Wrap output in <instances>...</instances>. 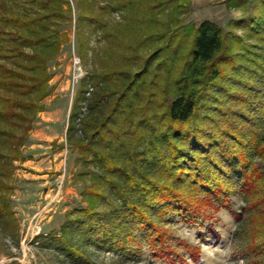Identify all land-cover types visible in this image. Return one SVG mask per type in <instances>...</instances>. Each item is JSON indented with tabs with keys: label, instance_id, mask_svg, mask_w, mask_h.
<instances>
[{
	"label": "trees",
	"instance_id": "trees-1",
	"mask_svg": "<svg viewBox=\"0 0 264 264\" xmlns=\"http://www.w3.org/2000/svg\"><path fill=\"white\" fill-rule=\"evenodd\" d=\"M178 1L76 2L78 38L104 40L121 64L82 79L68 119L67 139L100 170L83 191L88 205L51 236L73 263L94 264L87 248L128 262L146 243L151 256L186 264L165 225L173 217L212 222L237 192L246 204L234 214L257 241L244 253L264 258V0L257 14L229 22L261 51L244 44L234 51L232 42L245 38L211 20L180 26ZM171 7L172 22L158 18ZM70 21L68 0H0V189L24 159L21 147L50 92L48 64ZM1 212L10 213L0 204ZM182 243L196 260L199 251Z\"/></svg>",
	"mask_w": 264,
	"mask_h": 264
},
{
	"label": "rangeland",
	"instance_id": "rangeland-1",
	"mask_svg": "<svg viewBox=\"0 0 264 264\" xmlns=\"http://www.w3.org/2000/svg\"><path fill=\"white\" fill-rule=\"evenodd\" d=\"M68 1L72 5V21L63 23L60 30L67 34L68 40L48 64L50 92L42 100L44 109L37 114L29 137L21 147L24 159L14 162L11 180L7 182L9 188L0 189V204L10 212L0 215V264H76L51 245V236L60 235L69 219L79 217V210L88 205L83 191L90 185L93 173L100 174V170L88 162L89 157L67 139L66 129L82 79L101 68H118L121 62L111 53L109 44L97 36L89 40L78 38L76 23L80 9L76 6L77 0ZM228 1L179 0L185 6L178 14L180 26L190 23L197 26L203 20H211L225 31L244 37L245 30L229 22L257 14L261 0H240L238 7L231 6ZM176 4L177 1L172 7ZM172 7L158 18L172 22L175 16ZM110 19L121 21L118 14ZM170 29L175 31L174 25ZM81 43L84 48L80 50ZM243 44L251 45L255 51L262 49L254 38L233 41L232 49L238 51ZM141 53L145 57L149 50L143 49ZM81 111H87L85 104ZM82 135L81 131L75 133L73 144ZM245 204L243 194L237 192L231 197V207L215 212L212 222L194 225L173 217L165 225L171 243L185 255L186 264H264V258H261L263 261L255 255L248 258L244 253L247 243H257L256 239L249 240V233L245 235L246 220L234 214V210L240 211ZM70 235L73 241L83 239L73 231ZM182 242L199 251L196 260L191 259ZM86 252L94 264H169L151 256L146 243L141 254L128 262L120 253L93 248H87Z\"/></svg>",
	"mask_w": 264,
	"mask_h": 264
}]
</instances>
